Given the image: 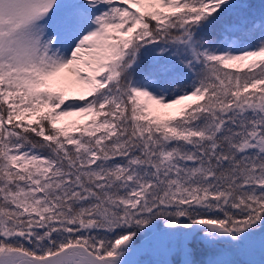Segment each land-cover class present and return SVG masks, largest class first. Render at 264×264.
<instances>
[{
	"label": "snow or ice",
	"instance_id": "6c2138e0",
	"mask_svg": "<svg viewBox=\"0 0 264 264\" xmlns=\"http://www.w3.org/2000/svg\"><path fill=\"white\" fill-rule=\"evenodd\" d=\"M0 264H264V0H0Z\"/></svg>",
	"mask_w": 264,
	"mask_h": 264
},
{
	"label": "rangeland",
	"instance_id": "374dc122",
	"mask_svg": "<svg viewBox=\"0 0 264 264\" xmlns=\"http://www.w3.org/2000/svg\"><path fill=\"white\" fill-rule=\"evenodd\" d=\"M88 117L86 116H70V117H66L64 118V122H71V121H85L87 120Z\"/></svg>",
	"mask_w": 264,
	"mask_h": 264
},
{
	"label": "trees",
	"instance_id": "16d2710c",
	"mask_svg": "<svg viewBox=\"0 0 264 264\" xmlns=\"http://www.w3.org/2000/svg\"><path fill=\"white\" fill-rule=\"evenodd\" d=\"M73 122L83 123L84 121H71V122H66V123H73Z\"/></svg>",
	"mask_w": 264,
	"mask_h": 264
}]
</instances>
